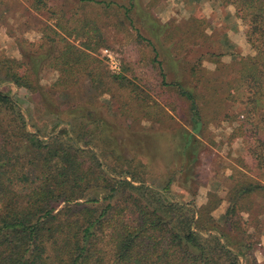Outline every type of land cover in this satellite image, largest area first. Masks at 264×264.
<instances>
[{
  "label": "trees",
  "instance_id": "obj_1",
  "mask_svg": "<svg viewBox=\"0 0 264 264\" xmlns=\"http://www.w3.org/2000/svg\"><path fill=\"white\" fill-rule=\"evenodd\" d=\"M28 1L53 23L42 27L38 44L22 47L20 60L0 58V264H264L257 258L264 238V0L221 1L235 8L253 51L237 57L229 74L199 13L162 24L148 2L153 28L145 35L136 27L146 19L142 0H73L71 10L70 0ZM95 6L151 48L140 60L156 70L158 96L152 82L138 84L130 64L119 75L109 71L99 56L108 45L99 21L80 15ZM47 71L57 74L49 87L41 84ZM6 85L39 97L35 111L24 112ZM117 92L124 122L134 111L166 133L180 129L182 160L166 178L148 156L127 158L113 146L97 112ZM39 112L51 119L49 135ZM224 121L238 125L227 142L241 140L244 155L229 176L214 179L220 191L209 190L198 208L201 184L180 177Z\"/></svg>",
  "mask_w": 264,
  "mask_h": 264
},
{
  "label": "rangeland",
  "instance_id": "obj_2",
  "mask_svg": "<svg viewBox=\"0 0 264 264\" xmlns=\"http://www.w3.org/2000/svg\"><path fill=\"white\" fill-rule=\"evenodd\" d=\"M222 0H142V11L146 15L143 19V25H140V20L137 18L136 27L143 30V34H148L146 30L153 28V23L149 24L150 19L147 16V3L152 2V7L156 10L157 19L162 24L175 23L183 24L192 20V17L199 13L203 17L205 29L209 38L214 45L211 48L220 54H224L222 63L230 66L227 70L231 73L234 71L233 62L240 56H251L253 51L246 41L245 27L242 22L236 17V10L233 6H228L221 2ZM61 5V1H59ZM68 9L75 7V1H66ZM59 5V6H60ZM82 11H84L82 13ZM80 12V15L85 14L92 20H98L102 31L105 34L108 45L100 51L99 56L108 66L109 71L114 75H119L123 72L125 64H130L134 69V74L138 77L137 82L145 87L142 83L150 81L153 88L156 82V70L151 68L146 60H140L144 54L148 56L150 49L146 44H139L137 38V31L129 27H118L117 18L111 17L107 11L99 7H86ZM53 21L45 14H37L30 10V3L28 0H0V58L10 57L21 59L20 52L26 49L28 51L29 44H38L41 40V30L45 24H51ZM180 27H185L180 25ZM177 29V28H175ZM174 29V30H175ZM154 32H156L154 26ZM180 33V30H175V34ZM170 42V43H169ZM165 42L167 47L174 46L172 41ZM108 50L113 55L111 60L105 56V51ZM193 58L189 59V62ZM188 62V61H186ZM206 68L214 71L215 65L206 63ZM236 68V67H235ZM177 70V69H174ZM132 75L129 76V78ZM57 79V74L53 71H47L43 74L41 84L49 87ZM3 90H11L13 97L19 103L24 112L35 111L36 103L39 97L32 95L25 89H19L14 86L6 85L1 87ZM208 94L210 91H207ZM213 90H211V93ZM119 92L113 99V95H106L102 98L100 107L98 109V117L107 122V134L114 139L116 149L127 158L137 157L142 159L144 155L150 159L152 170L158 175L172 174L174 170L180 166L182 157L181 152L176 150V146L182 144L180 129L177 126L170 128L169 133L164 132V129H158V126H153L152 123L143 122L140 120L142 116L140 112H130L126 115V122L121 120L119 110ZM158 96V87L153 93ZM173 100V96H163V98ZM118 98V99H117ZM159 100L158 98H156ZM155 99V100H156ZM212 110V109H211ZM215 110V107H214ZM228 110L230 108L228 107ZM225 112H228L225 109ZM44 113L39 112L36 115L37 122L40 125L47 126L44 134L49 135L53 130L50 126V118L45 117L39 119ZM125 120V119H124ZM168 120V119H167ZM166 125H172L168 120ZM211 129V142L202 143L199 147L198 162L188 173H183V178L187 177L188 184L196 182L201 184L198 195L195 197V203L198 208L207 203L209 190L220 191L214 184V179L224 180L231 174V166L237 164L239 157L244 155L243 145L241 140L235 142H227L229 134L238 125L230 122H222ZM175 133V134H174ZM169 134V136H165ZM188 174V176H187ZM167 176H164L166 178ZM194 180V181H192ZM173 191L181 193L182 191L173 186ZM187 201L191 199L189 194L185 195ZM193 199V198H192ZM226 205H222L215 215L218 217L225 213ZM264 238L262 239V247L257 252L259 262L263 263L264 258Z\"/></svg>",
  "mask_w": 264,
  "mask_h": 264
},
{
  "label": "built area",
  "instance_id": "obj_3",
  "mask_svg": "<svg viewBox=\"0 0 264 264\" xmlns=\"http://www.w3.org/2000/svg\"><path fill=\"white\" fill-rule=\"evenodd\" d=\"M105 56H107L110 60H111V62H112V60H113V55H112V53H110L108 50H106L105 51ZM112 64H114L113 62H112ZM115 65V64H114Z\"/></svg>",
  "mask_w": 264,
  "mask_h": 264
},
{
  "label": "crops",
  "instance_id": "obj_4",
  "mask_svg": "<svg viewBox=\"0 0 264 264\" xmlns=\"http://www.w3.org/2000/svg\"><path fill=\"white\" fill-rule=\"evenodd\" d=\"M240 143L243 145L242 141H241ZM243 146H244V145H243Z\"/></svg>",
  "mask_w": 264,
  "mask_h": 264
}]
</instances>
